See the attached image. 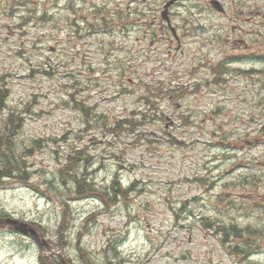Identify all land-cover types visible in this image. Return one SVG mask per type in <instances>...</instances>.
Returning <instances> with one entry per match:
<instances>
[{
  "label": "rangeland",
  "instance_id": "1",
  "mask_svg": "<svg viewBox=\"0 0 264 264\" xmlns=\"http://www.w3.org/2000/svg\"><path fill=\"white\" fill-rule=\"evenodd\" d=\"M165 2L0 0V144L19 163L0 214L33 224L60 264H264V59L199 60L187 36L176 49ZM206 4L179 0L171 24L212 37L235 23ZM220 63L231 79L204 84ZM78 156L98 194L63 169ZM41 253L0 225V264Z\"/></svg>",
  "mask_w": 264,
  "mask_h": 264
},
{
  "label": "flooded vegetation",
  "instance_id": "2",
  "mask_svg": "<svg viewBox=\"0 0 264 264\" xmlns=\"http://www.w3.org/2000/svg\"><path fill=\"white\" fill-rule=\"evenodd\" d=\"M248 1L240 0L236 5H232L233 10L228 13L227 8L222 12H218L223 18H229L235 21V23L230 25L229 29H226L225 25L215 28L219 29L215 32L219 36L217 37V44H215L216 50L225 59H242L250 56L264 57V20L259 21L260 18H264V13H262L261 17L259 12L264 11L256 10L257 14L255 15L257 19L251 21V16H244L246 12L247 14L250 13L249 5L246 3ZM251 23L254 28L248 26ZM251 36H257L258 40L251 43Z\"/></svg>",
  "mask_w": 264,
  "mask_h": 264
},
{
  "label": "trees",
  "instance_id": "3",
  "mask_svg": "<svg viewBox=\"0 0 264 264\" xmlns=\"http://www.w3.org/2000/svg\"><path fill=\"white\" fill-rule=\"evenodd\" d=\"M213 72L214 68L212 69ZM3 88V87H2ZM7 97V90L6 89H1L0 87V109L5 107V99ZM82 109V108H80ZM8 120H10V115ZM124 124H131V122L129 120H119L115 122L114 127L110 128L111 132H115L116 128H120L121 126H123ZM5 142L3 144H0V149H3V152H0V179L2 177L4 178H11L13 177L14 173L19 170L18 169V161H16L15 156L13 154H11L10 152H6V147L8 144H10V139L7 138L6 136L4 137ZM11 147V146H9ZM10 150V149H8ZM77 152H83V150H78ZM83 161H87V159L83 156H78V157H68L66 160L65 165L63 166V169H68L69 172H72V180H73V184H74V188L76 190V192L78 194L84 195V194H98L99 191L97 190V188L94 186V184L92 183H88L87 178L84 176H80V175H84V173L79 174L80 172L78 171V168L80 166V164ZM78 171V172H77ZM26 180V179H24ZM114 190V193H116V195H123L125 193V191L121 190L118 185L117 188L113 187L112 188ZM79 251L82 253V255L84 256V253L81 251V249L79 248ZM39 261L40 264H51L48 259L43 256V255H39ZM56 264H60L59 261H55Z\"/></svg>",
  "mask_w": 264,
  "mask_h": 264
},
{
  "label": "water",
  "instance_id": "4",
  "mask_svg": "<svg viewBox=\"0 0 264 264\" xmlns=\"http://www.w3.org/2000/svg\"><path fill=\"white\" fill-rule=\"evenodd\" d=\"M169 2L166 7L170 4ZM166 13V10L164 11ZM0 224H10L12 225L16 230L20 231L23 234H31L33 235L38 241L41 242V245L43 247H47V244H45L41 239H40V234L28 223L23 222L19 219H15L12 217H0Z\"/></svg>",
  "mask_w": 264,
  "mask_h": 264
},
{
  "label": "bare ground",
  "instance_id": "5",
  "mask_svg": "<svg viewBox=\"0 0 264 264\" xmlns=\"http://www.w3.org/2000/svg\"><path fill=\"white\" fill-rule=\"evenodd\" d=\"M7 152V151H6ZM87 157V156H86Z\"/></svg>",
  "mask_w": 264,
  "mask_h": 264
}]
</instances>
